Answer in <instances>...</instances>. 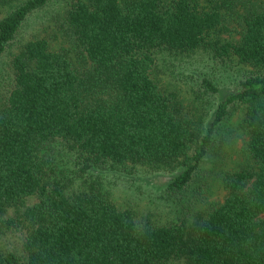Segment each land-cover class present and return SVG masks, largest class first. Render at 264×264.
I'll use <instances>...</instances> for the list:
<instances>
[{"label": "trees", "instance_id": "1", "mask_svg": "<svg viewBox=\"0 0 264 264\" xmlns=\"http://www.w3.org/2000/svg\"><path fill=\"white\" fill-rule=\"evenodd\" d=\"M50 1L21 0L0 18V57ZM211 2L73 0L66 24L79 66L45 38L15 55L14 88L0 104V234L17 232L19 241L0 250V264H264V9L243 7L240 40L220 41L212 35L225 28L232 1ZM207 47L253 71L223 96L209 126L196 129L157 82L154 51ZM204 85L218 93L210 80ZM237 107L245 108L252 165L229 173L224 201L192 224H137L95 186L69 195L43 153L61 141L87 163L181 170L168 185L181 198ZM30 197L37 202L7 216Z\"/></svg>", "mask_w": 264, "mask_h": 264}, {"label": "rangeland", "instance_id": "2", "mask_svg": "<svg viewBox=\"0 0 264 264\" xmlns=\"http://www.w3.org/2000/svg\"><path fill=\"white\" fill-rule=\"evenodd\" d=\"M21 1V0H19ZM10 0L0 4V18L6 16L19 2ZM73 0H51L44 8L31 14L15 40L0 57V104L15 84L13 59L25 44L35 38H45L54 51L63 50L74 65L79 66L78 50L67 32L66 13ZM209 6L213 0H196ZM230 8L223 9L225 28L214 33L213 39L238 41L243 32V7L264 9V0H231ZM157 82L162 90L174 94L184 115L193 119L194 127L206 129L213 119L223 96L233 90L238 82L253 71L234 55L221 59L213 49L201 48L192 53H176L167 49L154 51ZM210 80L218 93L210 92L204 85ZM245 108L237 107L232 115L216 130L214 146L206 157L201 172L187 194L181 198L168 193L171 179L181 170L168 173L165 168L147 163L92 164L83 155L58 141L43 153L54 161L57 179L66 185L69 195L97 187L120 209L132 211L137 224L152 223L163 226L187 218L192 224L221 204L227 194L225 179L229 173L252 165L248 154L249 133L245 126ZM37 202L36 197L26 199L25 206L10 209L7 216L22 212ZM18 233L0 234V250L18 245ZM164 264H183L171 260Z\"/></svg>", "mask_w": 264, "mask_h": 264}]
</instances>
